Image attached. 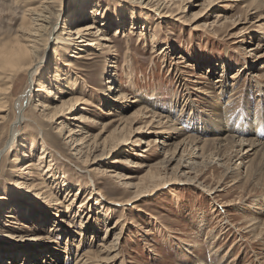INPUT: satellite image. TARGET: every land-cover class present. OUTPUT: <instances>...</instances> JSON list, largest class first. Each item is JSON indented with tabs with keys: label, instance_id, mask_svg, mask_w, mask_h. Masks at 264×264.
I'll return each mask as SVG.
<instances>
[{
	"label": "rangeland",
	"instance_id": "1",
	"mask_svg": "<svg viewBox=\"0 0 264 264\" xmlns=\"http://www.w3.org/2000/svg\"><path fill=\"white\" fill-rule=\"evenodd\" d=\"M22 1L26 0H0V46L12 43L17 35H22L19 28L30 22L26 18L22 23ZM80 1L82 4L88 1L92 8L101 11L99 15L103 16L97 17L103 27L107 26L105 33L112 46L105 53L95 50L90 59L75 60L69 53L75 54L77 50L69 51L66 56L74 60V68H82L70 67V72L79 76V83L76 92H69L84 102L72 115L61 118L59 124L45 121L51 119L45 115L50 106L47 109H42L41 105L34 107L43 90L38 87L29 100L22 98L29 80V75L24 73L8 95L7 110L2 111L11 115V122L18 114V106H22L18 132L8 147L9 122L0 125V150L4 146L7 148L0 151V193L9 190L17 197L15 201L0 203V224L6 222L4 208L7 203L20 204L21 208L27 206L33 211L44 206L40 209L43 213L38 222L39 230L23 227L22 223L30 222L24 217L19 218L21 224L14 226L22 230L8 237L6 234L5 238L0 234L3 264H74V257L87 247L95 248L98 242L111 241L120 227L114 223L122 214L124 232L117 245L120 250L117 264L121 261L123 264H198L200 261L205 264H264V236H254L249 226L254 217L261 222L264 219V167L256 170L248 165L253 156L238 159L236 147L231 144L220 149L215 144H204L202 155L196 148V157L188 156L189 149L172 151L175 142L187 134L212 138L229 132L237 137L264 141V58H254L243 50L249 45L264 43V28L259 30L252 26L262 10L246 11L244 5L250 0H183L182 9L177 10L176 4H172L160 12L148 11L145 18L144 10L135 2L64 0V11H72ZM152 1L163 3L164 0ZM178 1L173 0V3ZM119 8L125 9L123 17L130 29L129 44L128 36L114 35L117 29L114 20L120 14ZM89 22L91 19H85L68 29ZM62 25L63 20H59L56 29L59 31ZM233 26L235 29H231ZM239 31L245 32L241 42L229 36ZM48 43L49 47L41 52L34 79L51 75L54 70L55 44ZM165 47L168 49L163 52L164 56L158 54L160 48ZM263 50L264 44L258 53ZM127 65H132L129 71L125 69ZM110 70L113 81L107 82L106 74ZM205 72H208V79L200 78V73ZM220 73H224V85L211 88ZM44 83L49 84L43 80ZM111 85L120 88L129 99L138 101L130 104L126 100L110 102ZM200 90H210L214 95L208 97ZM67 96L69 94L63 95ZM212 99H219L214 110L221 113L223 122L210 112ZM112 103L114 105H110ZM140 104L150 109L149 113H159L164 121L168 119L187 133L162 142L163 138L153 133L155 127L131 121L130 115ZM109 110L111 115L105 114ZM120 117L127 121L123 130L117 128ZM144 120L147 122L150 118ZM215 128H222L221 132L213 131ZM82 130L85 133L79 134ZM82 136L85 138L77 145ZM131 137L136 144L127 142ZM19 141L25 146H18ZM31 141L34 143L32 155L21 156L24 151L30 153L27 146ZM164 143L170 148L166 154ZM88 144L92 151L87 150ZM76 147H81L80 154L75 152ZM42 148H46L47 158L40 160ZM14 154H19L21 165L27 166L28 173L30 171L32 191L37 192L41 181L37 178L41 174L49 183L46 189L61 201L59 208H47V201L41 196L36 202L18 196L25 190L14 184L17 178L11 162ZM48 163L52 172L46 170ZM135 164L145 165L137 168ZM149 164H153L150 170L146 167ZM114 170L119 174L111 177ZM149 173L157 177H150ZM126 175L134 177L123 179ZM140 175L143 180L138 179ZM127 183L130 185H125ZM135 183L141 185L135 188ZM137 189L141 193L132 203H119L135 198ZM213 190L215 192L210 193ZM67 192L78 195L66 210ZM88 195L92 198L90 203L79 207ZM75 211L80 217L74 215ZM81 220L86 222L84 236L78 234L83 228ZM201 221L203 225L199 226ZM50 224L60 225L62 230L58 236L48 232ZM51 250L60 251L59 257H54L57 254Z\"/></svg>",
	"mask_w": 264,
	"mask_h": 264
},
{
	"label": "bare ground",
	"instance_id": "2",
	"mask_svg": "<svg viewBox=\"0 0 264 264\" xmlns=\"http://www.w3.org/2000/svg\"><path fill=\"white\" fill-rule=\"evenodd\" d=\"M125 1L131 2V3L132 2L137 3L142 8V10H144L145 18L148 15L147 14L148 11H159L160 12V11H162L168 7H171L172 4H176L177 10L183 8V0L182 1L179 0L178 3H175V2L173 3V0H164L163 3H154L152 0H125ZM22 3H23V7H24L23 22L22 23H25L24 19H26V18L29 19L30 22H28V24H26V25H22V28H19V31L21 32L22 35H20V34L17 35L16 39L13 40L12 43L2 44L0 46V125H6L7 122H9V120H10L11 115L9 113L7 115L5 113H3L4 111L7 110L6 107L9 104L8 95L11 94V89L13 88L15 82L17 80H19L24 73H27L29 75V80H28V83L26 85L27 89H26L25 93L22 94L23 95L22 98H25L26 101L29 100L31 93L38 90V87H40L41 91L43 90V94L41 93L39 95L40 98L36 99V102L34 103V107L41 105L42 109H47L50 106V108L48 109V111L45 115L48 117H51V119L50 120L45 119V121H52L53 123L59 124L60 123L59 120L61 118H66L65 117L66 115H68V116L72 115L74 113L75 109H78L80 107L79 104H82L84 102L81 97L76 96L73 93L71 94L69 92V91H75L76 86H78V83H79V78H78L79 76H77V74H74V73L72 74V72H70V67L74 68L75 62H74V60H72L70 58H66V56L68 55L69 51L74 52L75 50H77L79 52H74L75 54H72V53H69V54H71L70 56L75 58V60L78 61V59L93 58L94 56L92 54L95 52V50H98V51L104 50L103 53H105L106 50H109L112 47L109 43L111 41L110 37L108 36L107 33H105L107 31V26L103 27L101 22L98 20V17L103 16V15H99V14H101V11L97 7L92 8L88 1H86V3H84V4H82V1H80L78 4H76L77 7L74 8L72 11L71 10L64 11V9H65L64 0H26V1H22ZM162 4H163V6H161ZM244 7L246 8V11H250L253 8L262 10L261 15H259L258 18L254 21L255 23L253 22L254 24H252V26L257 28V29L259 28V30L264 28V0H250L249 3L244 5ZM124 12H125V9L119 8L120 14H118L116 17V20H114L115 24L117 25L116 26L117 29L115 30L114 35L115 34H120V35L122 34L123 36H128V37H126V40H127V43L129 44L130 43L129 42L130 37H129L128 33H129L130 29H128L127 22L123 17V15H125ZM89 14H92V15L89 16ZM166 15H170V13H166ZM85 19H91V22L84 24V25H81V26L78 25L73 29H68V28H71L70 25L75 24V23L80 22V21L85 20ZM103 19L104 18H101V20H103ZM59 20H63V25L61 26L60 30L58 31L56 29V27H57ZM106 23L107 22H105L104 25ZM65 24L67 26H65ZM99 26H102L103 28L99 29L98 28ZM234 27L235 26H233L231 29H235ZM98 31H100V33ZM101 33H102V35L100 36ZM244 35H245L244 31H239V32L233 33L229 36L233 37L237 42H241ZM260 38H262V35ZM52 41L55 44V45L53 44L54 45L53 52L55 54V56H54V60H55L54 70L52 71L51 75L40 76V77H38V79H34V76H35L36 71H37V65L41 59V52L44 48H45L44 49V51H45L47 49V47H49L48 46L49 43L47 44V42H52ZM46 44H47V46H46ZM263 44L264 43L260 44L258 42V44L249 45L247 48H245L243 50H245L246 53H249V55H252V57H254V58H260V57L264 58V52L258 53L261 51ZM167 49H168V47L160 48V51L158 52V54L164 56L163 52L166 51ZM129 66L130 67H128V65L125 66V69H127V71H129L132 67V65H129ZM113 67H114V65H113ZM208 68H211V67L209 66ZM261 68H263V66ZM74 69L82 70V68H80L79 66L75 67ZM206 69H207V67H206ZM210 70H208V71H210ZM111 71L112 70H110L106 74L107 75L106 76L107 82L113 81V79H112L113 75H112ZM219 76L220 77H217L216 79H214V81H213L214 83H213V86H211V88H213V89L216 87L222 88V86L225 83L224 73H220ZM199 77L204 78V79H208V77H209L208 72H205L203 74L200 73ZM43 80L47 81L49 84L48 85L45 83L42 84ZM35 81H37V83ZM109 91H111L110 95H109V101L110 102H119L122 100H126L127 103L130 104V103H134V102L138 101V99H129L128 95L123 93V91H121L120 88H116V86L112 87V85H111V87H109ZM201 93L204 95L208 94L207 95L208 97H211L214 95L213 93H211L210 90H206L205 92L201 91ZM64 94H69V96L63 97ZM41 99H43V100H41ZM44 99L48 100V102L45 101ZM56 101H59V102L56 103ZM218 102H219V99H214L212 101V103H211L212 105L210 106V112L213 113L212 115L215 116V119L222 121L221 113L218 110H214L215 108H217ZM110 105H114V103H112ZM21 109H22V106H18V108H17L18 114H16L14 119L11 122H9L8 129H9L10 137H9V140L7 141V144H6L7 147H8V145H11L12 141L16 137V133L18 132V131L16 132V128H17V124H19L20 120H21V114H20ZM149 110L145 105L140 104L138 107H136V109L130 115L132 117L131 121L135 122V123H138L140 121V122L145 123V125L147 124L149 127H155L156 129H155V131H153V133H156V136H161L163 138L162 142H165L166 139H168L169 137H171V138L175 137L176 138V137H179V136L185 134L186 131L184 132V130L181 126L175 127L173 124L170 123V121L168 119H166V121H164L163 120L164 116L161 117V115L159 113L157 114L156 112H153V111H151V113H149L150 112ZM111 113L112 112L109 110L105 114L111 115ZM120 118H121L119 120L120 125L117 128L119 130H123L126 127L127 121L125 122L126 118H124V117H120ZM146 118H150V120L146 122V120H144ZM203 118L204 117L201 116V119H203ZM263 121H264V119H263ZM256 123H258V122H256ZM226 126L229 128L228 125H226ZM226 128H225V130H226ZM258 128L260 130H262L261 127L258 126ZM218 129L219 128H215L213 131H215V132L220 131L221 132L222 128L220 130H218ZM245 129H246V127H245ZM259 129H258V131H260ZM70 130H72V129H70ZM263 130H264V127H263ZM81 133H85V132H83V130H82V132H80L79 134H81ZM245 134H247V133H245ZM245 134H244V136H245ZM255 134H256V132H255ZM198 135L199 134H197V135L187 134L182 139H179L178 142H175V144H174L175 146H174L172 151H174L176 149L180 150L182 148V151L186 152L189 149L190 153L188 156L191 155L192 157H196L195 155L198 152H196L195 150L198 149V151H201L202 146L204 144H208V143L215 144L216 148H218V149L224 148L225 146L231 144L230 146L236 147L235 156L238 157V159L241 158V160H244L249 156H253L252 159L248 161L249 162L248 165H251L252 167H256V170L257 169L261 170L264 167V141L258 140L256 138H250L249 136H248L249 138L237 137L236 135H233L231 133L229 134V132L227 134H224V135L220 134V136H217V137L214 136L212 138H201L200 135L199 136ZM258 137H261V136H258ZM262 137H263V135H262ZM83 138H85V137L82 136V137L78 138V142L76 144L78 145L79 141H81ZM129 140H130L129 143H132L133 145L137 143V141L132 140V137L129 138L127 140V142ZM200 143H201V146L198 145ZM32 144H34V143L31 141L30 145L27 146V148L31 149L30 153H25V151H24L23 153H21V156H30V154L32 155V153H31L32 149H33V147L31 146ZM17 145L18 146H25V144H23L20 141L18 142ZM6 146H4L0 151H3V150L6 151L7 150ZM88 146H89V144L86 146L87 150L90 149V151H92L91 150L92 146H90V147H88ZM168 146L169 145L167 143H164V147H163L164 154L168 153V151L170 149V148L168 149ZM42 147H43V145H42ZM93 147H94V145H93ZM166 147H167V149H166ZM80 148L81 147L75 148V152L77 151V154H80V152H81ZM45 151H46V148L41 149V152L39 154L38 159L41 160L43 158H47V154L45 156ZM242 151H245V152H244V154L241 155L240 152H242ZM199 155H202V151L199 152ZM220 156H222V155H220ZM220 156L217 158H220ZM21 160H22V158H20L19 154H14V156L11 160V162L13 164V173L15 175H17V178H15V180H14V184L19 186V187L21 186L22 189L25 190V191H22V194L18 195V196L19 197L26 196L25 198L33 199L34 201L35 200L38 201V196H39V198L41 196V199H44V201H47L46 202L47 208L48 207L49 208H55V209L59 208L61 201H59V198L55 194L51 193L52 191L50 192V190L46 189V188H48L49 183L48 184L46 183V180L44 179V177H42L41 174H39V176L37 178V179L41 180L40 184H39V188L37 189V192L32 191L33 185H34L33 179L31 177L30 171L28 173L27 166L25 167V165L24 166L21 165ZM183 162H186V159H184ZM31 163H28L27 165H30ZM144 165L145 164H141V165L135 164L133 166L139 168V167H142ZM147 166L149 168L148 170H150L151 167L153 166V164L146 165V167ZM51 169H52V167H50V165L48 163L46 170L50 171ZM51 172H52V170H51ZM118 174H119V172L117 170H114L113 174H111L110 176L115 177ZM143 175L138 176V179L143 180V178H142ZM148 175L150 177H157L153 173H149ZM129 177L131 178L134 176L126 175V176H124L123 179L129 178ZM139 184L141 185V183H135L134 187L138 188ZM55 185H57V184H55ZM125 185H130V183H127ZM127 187H129V186H127ZM131 187H133V186H131ZM77 192H74L75 194H71L70 192L66 193V197L64 198L65 202L67 201L66 210L68 209V207L70 205L74 204V202L76 200V196L78 195ZM135 192H136L135 198L125 199V200H123V202L121 201L119 203L120 204L132 203V201H134L136 198H138L137 196L140 195V193H141L140 190L138 191V189L135 190ZM214 192L215 191L213 190L210 193H214ZM72 196H73V198H72ZM15 197H16V195L12 196L11 193H9V190H5V192L0 193V203L5 202L3 200H9V202L11 200L15 201L16 200ZM10 198H12V199H10ZM91 199H92L91 196L88 195L87 199H84L80 204H78L79 207L82 208L87 203L89 204ZM6 205L7 206L4 208V211H5L4 217H7V219L5 220L6 222H3L4 224H0V234L3 235V238H5L6 234H7L6 237H8V236L12 235L13 233H15L16 231L22 230V229H18V228L14 229L15 225L21 224L19 221V218H24V217L26 218L27 217L30 219V222H28V224H23V223L21 224L26 229L32 230L33 228L34 229L38 228V222L41 220L40 218L42 217V216H40V214L43 213V212L41 213L40 209L43 210L44 206H43V208H40V209L38 208L39 210L36 209L33 211L32 209H30L27 206H22V208H21L20 204L19 205H13L11 203H7ZM0 209H1V206H0ZM111 210H113V209H111ZM58 211H60V210H58ZM76 211H75L74 215H76V216L78 215L77 217H80V213H78ZM79 211H80V209H79ZM89 211H90V209H89ZM122 215L114 223V225L118 224V225H120V227H119V230L113 234V238L111 239V241H109L107 244H105L103 242H98L95 248L87 247V249L84 252H82L81 254H78V255H76V257H74L73 263L74 264H117L118 256L120 253L119 247L117 245L119 244V241L122 238L121 236L123 235V232H124V223L122 221ZM43 216H44V214H43ZM69 217L71 218L70 215H69ZM32 219H35V221H32ZM71 222H73V221H71ZM63 223H64V220H63ZM85 223H86L85 221L81 220L80 225L84 229L81 228L82 231L78 232V234L80 236L82 234L84 236L85 232L87 230ZM198 225L202 226L203 222L202 221L199 222ZM249 226L252 227L251 230L254 231L253 232L254 236L259 237L260 234H261V237L264 236V231L261 227V226L264 227V219L261 222L260 220H257L256 217H254L250 220ZM259 227H261L260 231L258 229ZM48 229H49L48 230L49 233H54L57 236H58V232L60 230H62L60 225H52V224L49 225ZM37 230H39V229H37ZM91 230L93 231V233L96 232L95 228H91ZM104 237L105 236H103V239H104ZM56 243H57V241H56ZM50 252L53 253L54 255L57 254V256L55 255L54 257H59V255H60L58 253L60 251L51 250ZM68 252L69 251H66L65 253L68 254ZM2 259H3V256H2V253L0 252V264H3V262H4V261H2ZM51 261H53V260H51ZM45 262L50 263V261H47V260ZM12 264H18V263H12ZM118 264H123V262L121 261ZM198 264H205V263L200 261Z\"/></svg>",
	"mask_w": 264,
	"mask_h": 264
}]
</instances>
